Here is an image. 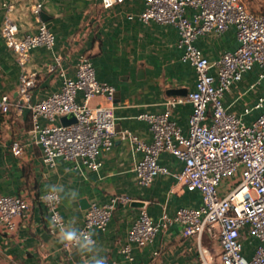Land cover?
I'll use <instances>...</instances> for the list:
<instances>
[{"label":"crops","instance_id":"0c3cea01","mask_svg":"<svg viewBox=\"0 0 264 264\" xmlns=\"http://www.w3.org/2000/svg\"><path fill=\"white\" fill-rule=\"evenodd\" d=\"M39 3L42 9L36 14L34 6ZM143 9L144 0H125L109 9L103 7L101 0H0V91L17 100L21 75L36 72L38 82L31 100L38 102L61 89L64 73L74 77L80 57L86 54L95 65L98 79L116 86L117 130L128 129L151 142L149 124L139 116L161 113L171 98L187 96L195 89L196 72L182 59L176 27L140 21L137 16ZM8 17L17 23L21 36L37 33L43 21L56 36L52 49L45 46L33 49L25 70L2 34ZM196 45L210 61H215L223 52L235 50L239 41L232 27L221 35L201 36ZM259 73V66H255L223 96L228 111L248 124L264 111V105L255 107L264 96V81L258 82ZM81 98L80 93L78 100ZM99 101L95 98L92 104ZM247 108L249 113L245 111ZM192 111L189 102L178 103L172 109V119L185 133ZM32 127V112L26 107H16L1 119L0 195L35 199L48 192L49 186L62 185L60 210L65 227L71 224L80 230L91 204H105L115 194H127L132 201L117 207L107 230L91 231L107 264H202L197 239L185 237L177 223L162 228L152 243L143 247L133 245V260L122 253L142 210L159 221L164 214L173 217L181 207L201 205L200 192L187 190L174 176L184 167L180 159L163 152L159 162L170 174H159L151 185L142 186L135 171L142 153L129 141L116 136L112 149L101 153L102 165L97 171L81 162L62 159L50 166L43 161L42 149L30 132ZM16 139L26 145L21 157L11 150ZM73 191L78 195L70 201L65 193ZM50 220L45 205L35 200L28 216L17 219L16 230L9 231L0 225V264H91L90 254L75 255L76 249L70 252L63 249L59 243L60 230L53 231ZM203 244L210 246L215 256L219 254L218 245L208 237H204Z\"/></svg>","mask_w":264,"mask_h":264},{"label":"built area","instance_id":"2783aa9c","mask_svg":"<svg viewBox=\"0 0 264 264\" xmlns=\"http://www.w3.org/2000/svg\"><path fill=\"white\" fill-rule=\"evenodd\" d=\"M101 2L109 9L125 0ZM41 9V3L34 6L36 14ZM137 17L144 23L153 21L176 27L182 59L196 72L195 89L187 96L171 98L161 113L139 116L149 124L151 142L128 129L117 130L116 86L98 79L95 65L86 54L77 63L76 75L64 73L61 89L38 102L31 100L38 74L24 72L17 100L0 91V122L16 107L30 109L33 116L30 132L42 149L43 161L50 166L62 159L81 162L97 171L102 165L101 153L112 149L116 136L142 153L135 166L142 186L151 185L159 174H170L159 162L163 152L184 163L174 176L187 190L200 192L201 205L181 207L173 217L164 214L159 221L142 210L129 231L128 243L122 247L126 258L134 259L133 245L143 247L152 243L162 228L177 223L185 237L197 239L202 264H215L217 256L218 264H264V111L248 124L223 103L224 94L255 66L260 68L258 82L264 81V13L250 10L242 0H144V9ZM232 27L236 29L239 46L210 61L196 45L197 39L221 35ZM2 34L24 70L33 49L40 46L52 49L56 43L54 32L44 21L37 33L21 36L17 23L8 17ZM80 93L82 98L78 100ZM95 98L100 101L93 105ZM184 102L193 105L187 133L172 119V109ZM263 105L264 96L255 107ZM245 111L249 113L250 109ZM68 115H73L76 122L64 125L60 119ZM25 146L16 139L11 150L21 157ZM34 198L1 194L0 225L9 231L16 230L17 219L27 217L37 200L45 205L50 219L56 217L53 231L65 227L60 195L58 199H49L45 192ZM130 201L132 197L127 194H115L105 204H91L79 231H106L117 207ZM204 237L218 245L217 256L210 246L203 244ZM250 239L252 251L247 255L245 243ZM63 249L70 252L75 248L63 245Z\"/></svg>","mask_w":264,"mask_h":264},{"label":"clouds","instance_id":"9594fccd","mask_svg":"<svg viewBox=\"0 0 264 264\" xmlns=\"http://www.w3.org/2000/svg\"><path fill=\"white\" fill-rule=\"evenodd\" d=\"M61 193H64V187L62 185H51L48 187L49 199H58ZM65 195L71 201L75 200L78 194L73 191L65 193ZM50 223L53 226L56 225L57 220L55 216L52 217ZM72 224H74V221ZM93 237V232L79 231L70 224L66 227H61L59 243L67 248H75L81 254H90L91 264H107L106 258L100 255L102 248Z\"/></svg>","mask_w":264,"mask_h":264},{"label":"rangeland","instance_id":"374dc122","mask_svg":"<svg viewBox=\"0 0 264 264\" xmlns=\"http://www.w3.org/2000/svg\"><path fill=\"white\" fill-rule=\"evenodd\" d=\"M250 10L264 13V0H242ZM252 251V239L245 243V253L249 255Z\"/></svg>","mask_w":264,"mask_h":264},{"label":"water","instance_id":"95a60500","mask_svg":"<svg viewBox=\"0 0 264 264\" xmlns=\"http://www.w3.org/2000/svg\"><path fill=\"white\" fill-rule=\"evenodd\" d=\"M47 19H45L46 21ZM48 27H50V25H48ZM61 122L64 124V125H68V124H71L73 122H76V118L73 116V115H68V116H64L61 118ZM78 253V251H76L75 255Z\"/></svg>","mask_w":264,"mask_h":264}]
</instances>
